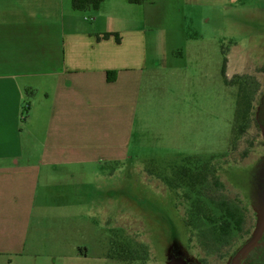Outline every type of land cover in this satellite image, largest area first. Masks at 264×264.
Masks as SVG:
<instances>
[{"label": "rangeland", "instance_id": "rangeland-1", "mask_svg": "<svg viewBox=\"0 0 264 264\" xmlns=\"http://www.w3.org/2000/svg\"><path fill=\"white\" fill-rule=\"evenodd\" d=\"M177 2L162 6L182 28L174 44L186 55L181 73L158 80L170 86L169 109L155 97L142 110L138 158L95 175L84 169L78 184L59 181L53 197L40 196L33 229L46 239L34 244L33 264H264V3L216 13ZM234 45L223 80L221 47ZM239 95L250 109L244 133L233 137ZM183 167L208 178L190 188L176 174ZM58 221L67 224L65 239H56ZM68 246L87 257L64 255Z\"/></svg>", "mask_w": 264, "mask_h": 264}, {"label": "crops", "instance_id": "crops-1", "mask_svg": "<svg viewBox=\"0 0 264 264\" xmlns=\"http://www.w3.org/2000/svg\"><path fill=\"white\" fill-rule=\"evenodd\" d=\"M177 1L103 0L76 10L72 0H0V264H33L34 244L46 239L33 229L38 201L59 181L78 184L84 169L95 175L138 158L142 110L155 97L169 109L170 86L158 80L169 83L186 59L174 44L182 28L162 10ZM179 1L217 13L244 0ZM255 1L264 3L246 0ZM238 50L221 47L223 80ZM58 222L56 239H65L67 224ZM68 247L64 255L87 257Z\"/></svg>", "mask_w": 264, "mask_h": 264}, {"label": "trees", "instance_id": "trees-1", "mask_svg": "<svg viewBox=\"0 0 264 264\" xmlns=\"http://www.w3.org/2000/svg\"><path fill=\"white\" fill-rule=\"evenodd\" d=\"M102 1L103 0H72V7L76 10L84 9L87 6H91L92 8L97 9ZM129 1L133 2L134 0H129ZM249 109H250V101L246 98V96L239 95L236 100V110H235L234 122L232 125L233 137H237L238 135H242L244 133L245 122L248 118ZM178 170H179L178 173H176L177 176L180 178V180H182V183L186 184L190 188H194L197 185H201L208 178V174L206 173L205 170L193 172L186 167L179 168ZM227 217H230L231 219L234 217V214L231 211H228ZM235 224L239 225V220H236ZM227 226H228L227 224L225 226H222L223 232L226 231ZM78 252L83 253L84 249L83 250L79 249Z\"/></svg>", "mask_w": 264, "mask_h": 264}, {"label": "flooded vegetation", "instance_id": "flooded-vegetation-1", "mask_svg": "<svg viewBox=\"0 0 264 264\" xmlns=\"http://www.w3.org/2000/svg\"><path fill=\"white\" fill-rule=\"evenodd\" d=\"M244 259H245L244 257L243 258H240L239 259V264H243Z\"/></svg>", "mask_w": 264, "mask_h": 264}]
</instances>
